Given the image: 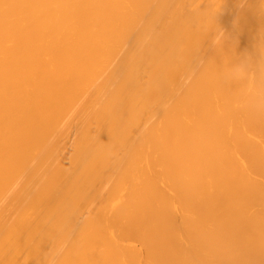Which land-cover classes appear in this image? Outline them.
<instances>
[{
	"label": "bare ground",
	"instance_id": "obj_1",
	"mask_svg": "<svg viewBox=\"0 0 264 264\" xmlns=\"http://www.w3.org/2000/svg\"><path fill=\"white\" fill-rule=\"evenodd\" d=\"M0 264H264V0H0Z\"/></svg>",
	"mask_w": 264,
	"mask_h": 264
},
{
	"label": "clouds",
	"instance_id": "obj_2",
	"mask_svg": "<svg viewBox=\"0 0 264 264\" xmlns=\"http://www.w3.org/2000/svg\"><path fill=\"white\" fill-rule=\"evenodd\" d=\"M232 72L239 76H243L245 74L244 69L242 67L234 68L232 69Z\"/></svg>",
	"mask_w": 264,
	"mask_h": 264
}]
</instances>
